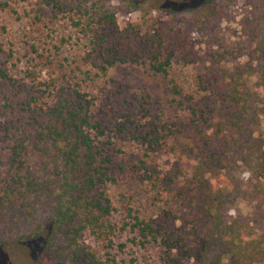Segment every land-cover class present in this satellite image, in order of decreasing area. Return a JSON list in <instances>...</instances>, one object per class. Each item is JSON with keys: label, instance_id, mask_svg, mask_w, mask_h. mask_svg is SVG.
Wrapping results in <instances>:
<instances>
[{"label": "trees", "instance_id": "1", "mask_svg": "<svg viewBox=\"0 0 264 264\" xmlns=\"http://www.w3.org/2000/svg\"><path fill=\"white\" fill-rule=\"evenodd\" d=\"M7 1H30L52 18H67L86 38L83 60L91 70L85 79L105 77L118 64L144 63L197 124L156 118L147 132L123 123L111 135L86 94H58L22 127L0 175V246L41 240L53 264H264V0H245L248 12L237 24L244 61L197 76L195 93L213 99L206 113L170 68L177 51L183 63L192 62L185 48L195 34L230 21L231 0H146L147 9L140 6L145 0H118L141 14L139 24L123 27L109 10L96 11L97 1L6 0L0 8ZM153 12L177 18L180 27ZM1 84H13L2 68ZM42 85L48 92L50 85ZM122 135L148 152L168 147L178 156L165 166L139 161L152 204L166 208L161 215L140 216L130 206L119 213L112 204L109 151Z\"/></svg>", "mask_w": 264, "mask_h": 264}, {"label": "rangeland", "instance_id": "2", "mask_svg": "<svg viewBox=\"0 0 264 264\" xmlns=\"http://www.w3.org/2000/svg\"><path fill=\"white\" fill-rule=\"evenodd\" d=\"M92 1H97L96 11L107 9L113 13L119 27L140 23V12L133 11L125 3L118 0ZM8 3V7L0 8V68L7 70L13 84L0 85V175L7 168L12 146L22 127L28 128L33 124V112L45 109L55 96L62 92L71 93V89L79 90L92 100V114L112 130L111 135L115 134L114 127L123 123H127L130 129L141 130L145 126L147 132L156 118L177 126L186 122L191 126L197 124L195 117H188L172 101L161 75L151 72L146 64H118L105 77L93 81L85 79L84 72L91 70L83 60L86 38L71 28L67 18H52L47 10L38 11V6L30 1ZM230 4V21L212 22L213 30L195 34V40L186 46L185 52L190 53L192 62L183 63V51H177L170 68L171 76L185 94L195 96L193 104L203 113L211 108L213 99L207 93H195L197 76L207 78L210 70L223 66L231 68L244 61L240 54L246 50L243 45H238L237 36L240 34L236 32L238 21L248 9L245 0H231ZM148 5L146 0L140 4L146 9ZM152 15L180 27L177 18H167L163 12H153ZM53 46H58L59 52L54 53ZM42 53L45 57L36 58ZM215 59L217 63L213 62ZM42 84L50 85L48 92H42ZM32 96L36 103L30 100ZM109 152L112 164L108 195L119 213L125 206L132 207L140 216L150 218L166 212L164 206L152 204L139 161L165 166L178 156L174 157L168 147L160 154L148 152L139 142L123 135L114 138ZM146 153L149 157H144ZM238 206L243 214L248 213L246 202L240 201ZM123 259L128 263L127 257ZM0 264H53V259L44 250L43 242L37 240L0 246Z\"/></svg>", "mask_w": 264, "mask_h": 264}]
</instances>
